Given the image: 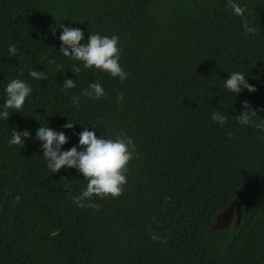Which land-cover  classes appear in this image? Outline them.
Returning a JSON list of instances; mask_svg holds the SVG:
<instances>
[{"label":"trees","instance_id":"16d2710c","mask_svg":"<svg viewBox=\"0 0 264 264\" xmlns=\"http://www.w3.org/2000/svg\"><path fill=\"white\" fill-rule=\"evenodd\" d=\"M235 2L255 34L228 0H0V111L12 79L32 88L0 119V264H264V130L237 119L244 101L264 118V0ZM59 24L81 29V44L117 35L127 78L65 57ZM236 71L257 90L230 93ZM65 78L76 86L64 91ZM93 82L105 92L98 100L82 95ZM217 111L226 124L212 119ZM41 125L64 132L62 151L79 150L85 128L130 136L137 151L122 195L93 197L99 210L77 207L87 181L75 168H47ZM13 129L31 133L24 147L9 146ZM234 198L239 225L213 231Z\"/></svg>","mask_w":264,"mask_h":264},{"label":"clouds","instance_id":"9594fccd","mask_svg":"<svg viewBox=\"0 0 264 264\" xmlns=\"http://www.w3.org/2000/svg\"><path fill=\"white\" fill-rule=\"evenodd\" d=\"M228 7L236 16L242 17L245 34H255L257 28L250 26V22L245 17L247 12L246 6H241L235 0H228ZM62 34L59 39L62 42L60 52L65 57H70L73 60L80 61L84 69L95 67L98 70L109 73L112 77H119L123 82L127 78L119 63L121 59L122 49L118 47L119 37L117 35L102 36L99 33L90 34L86 44H81L84 39V34L79 28H69L63 25ZM55 35V32H53ZM9 55L14 57L17 52L15 45L9 46ZM72 71L78 73L81 67L72 66ZM29 76L35 80H46L47 76L41 71L29 70ZM75 82L65 78L63 90L67 91L74 88ZM224 87L232 94H240L247 89L253 93L257 89L248 83L245 75L239 71L231 72L229 78L225 80ZM6 99L3 104V110L0 111V119L7 121L10 117V109L18 112L22 109L26 98L32 93V88L23 80L12 79L5 88ZM82 95L91 99H100L105 96L102 85L98 82L89 84ZM123 100V93L119 94L118 101ZM79 96L71 97V102L78 105ZM243 111L237 117L242 125H251L256 129L264 130V118L257 123L254 117L258 116L257 111L252 109L247 101L243 102ZM212 119L223 125L227 123V116L220 112H213ZM73 123H66L63 127L72 129ZM93 127L96 123L92 124ZM24 138H31V133L28 130L23 132L13 129L11 139L8 140L9 146L24 147ZM36 138L42 141L43 157L47 161V168L53 173H57L63 168H75L87 181L86 188L79 194L72 197L73 203L80 208H93L99 210V205L91 202L93 197L104 199L107 197L118 198L122 195L124 185L127 183L126 174L129 170L128 165L136 155V145L130 136L120 132L115 135V138H105L96 135V132L89 131L85 128L79 133V150L73 146L69 150H61V146L68 143V137L64 132L47 126H40L36 130ZM19 199V197H17ZM87 201V203H86ZM151 231V229H149ZM154 241L166 243L163 237L156 233H152Z\"/></svg>","mask_w":264,"mask_h":264},{"label":"water","instance_id":"95a60500","mask_svg":"<svg viewBox=\"0 0 264 264\" xmlns=\"http://www.w3.org/2000/svg\"><path fill=\"white\" fill-rule=\"evenodd\" d=\"M261 86H264V82ZM242 216V204L237 198H234L225 208H223L215 215L211 229L213 231L222 230L229 227L232 222H234V226L237 227L241 221Z\"/></svg>","mask_w":264,"mask_h":264}]
</instances>
